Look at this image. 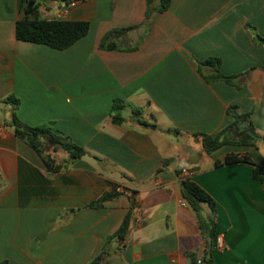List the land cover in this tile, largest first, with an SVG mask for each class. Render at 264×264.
Wrapping results in <instances>:
<instances>
[{
    "label": "crops",
    "instance_id": "0c3cea01",
    "mask_svg": "<svg viewBox=\"0 0 264 264\" xmlns=\"http://www.w3.org/2000/svg\"><path fill=\"white\" fill-rule=\"evenodd\" d=\"M30 1V18L85 21L89 31L65 50L19 41L20 0H0V262L91 264L130 212L129 232L108 244L105 264H189L187 255L201 260L208 245L212 264H264V182L253 176L264 143L203 146V136L233 125L234 106L264 138V46L254 41V33L264 39V0H171L149 18L147 0ZM209 58L234 85L203 78L198 63ZM14 115L87 154L71 160L41 136L58 167L49 171L15 135ZM237 128L230 138L247 134ZM229 154L253 165L223 164ZM184 169L216 201L213 238L182 195ZM211 215L204 205L205 224Z\"/></svg>",
    "mask_w": 264,
    "mask_h": 264
},
{
    "label": "trees",
    "instance_id": "16d2710c",
    "mask_svg": "<svg viewBox=\"0 0 264 264\" xmlns=\"http://www.w3.org/2000/svg\"><path fill=\"white\" fill-rule=\"evenodd\" d=\"M62 3L67 7L73 1L77 0H61ZM154 0H147V13L146 17L149 18L153 12H164L166 11L171 4V0H160V4L157 7H153ZM34 4L30 0H20V10L25 12L26 17L20 19L16 25V37L19 41L29 42L34 44H41L49 46L56 50H65L74 45L77 41L85 37L89 31V23L85 21H70L66 19H43L38 15H35L34 18H30L29 15L33 12ZM125 31V30H121ZM120 32V30L113 31L109 33L105 39L103 40L102 47H106V44L109 42L110 38ZM254 33V32H253ZM254 41L262 46H264V39L259 35L254 33ZM199 72L203 76V78L207 82L213 81H223L228 84H235L236 76H225L220 72L221 62L219 59L209 58L201 63H198ZM211 67L214 69V74L210 76H206L203 73V70ZM7 102H11L14 105L15 110L19 105V100L14 97H9ZM121 106H115V108H120ZM237 107H231L228 110L230 116L234 118L233 125L228 129L222 131L216 137L211 136H203V146L207 153H214L225 146H255L257 141H262L264 143V138L258 136L255 132V129L250 121L249 128L251 130L250 133L245 134L243 137L238 139L230 138L228 132L230 130H234L238 127L243 121L248 120L250 114L248 115H240L237 114ZM123 119L120 116L115 117V121L121 122ZM140 123L144 124V122ZM10 126L14 128L15 135L19 138L25 140L31 147H33L36 152L42 157L45 165L47 166L49 171H56L58 167L55 165V161L52 159L50 155H46L44 152V147L40 141L41 136L48 137L50 142L55 145V149L61 147L65 151H67L70 155L71 160H77L84 157L87 153L84 148L79 147L70 141H63L58 136L54 135L52 129L48 126H39V127H29L23 125L16 115H14L13 119L9 123ZM237 163H245L249 165H253L252 161L248 158H239V156L235 154L227 155L223 164L231 165ZM220 162L216 163L217 167L223 165ZM253 176L255 179H259L264 182V167L262 168H254ZM180 178V173H179ZM181 180V191L184 199L187 203L197 212L200 219V227L203 232H206L207 227L209 228V236L213 238L216 234V222H215V208L216 201L212 198V196L207 193L202 187H200L195 182L190 179ZM118 195L116 192L114 194H106L104 195L98 202H96L93 206H101L103 202L107 201L110 198ZM131 200L132 196L130 197ZM207 205L211 210V216L209 217V223L205 224L202 217L200 216L202 207ZM133 204H131V207ZM131 221V213L129 212L125 217L121 227L119 230L107 239L105 247L101 254L95 258L91 264H105L106 257L109 253L107 248L108 244L112 242V240L123 241L130 228ZM207 250L203 258L200 260V264H212L213 263V246H207ZM189 259V264H199V258L195 253H189L187 255ZM0 264H10L8 261L0 262Z\"/></svg>",
    "mask_w": 264,
    "mask_h": 264
},
{
    "label": "built area",
    "instance_id": "2783aa9c",
    "mask_svg": "<svg viewBox=\"0 0 264 264\" xmlns=\"http://www.w3.org/2000/svg\"><path fill=\"white\" fill-rule=\"evenodd\" d=\"M67 14H68V11L65 10L64 11V15H67ZM188 177H189V173L185 169L182 170L181 174H180V178L182 180H187ZM120 191L127 198H130L132 196V193L129 190L120 189ZM215 242H216V245L221 247L222 246V242H223V238L221 236H219V237L216 238ZM198 262H199V264L201 263L200 260Z\"/></svg>",
    "mask_w": 264,
    "mask_h": 264
},
{
    "label": "water",
    "instance_id": "95a60500",
    "mask_svg": "<svg viewBox=\"0 0 264 264\" xmlns=\"http://www.w3.org/2000/svg\"><path fill=\"white\" fill-rule=\"evenodd\" d=\"M250 132H251V130H250L249 126L246 123H241L237 128L236 134H237V136H241L245 133H250Z\"/></svg>",
    "mask_w": 264,
    "mask_h": 264
},
{
    "label": "rangeland",
    "instance_id": "374dc122",
    "mask_svg": "<svg viewBox=\"0 0 264 264\" xmlns=\"http://www.w3.org/2000/svg\"><path fill=\"white\" fill-rule=\"evenodd\" d=\"M260 150H261V153H263V154H264V145H263V146H261Z\"/></svg>",
    "mask_w": 264,
    "mask_h": 264
}]
</instances>
